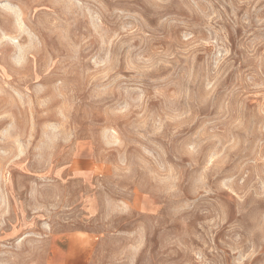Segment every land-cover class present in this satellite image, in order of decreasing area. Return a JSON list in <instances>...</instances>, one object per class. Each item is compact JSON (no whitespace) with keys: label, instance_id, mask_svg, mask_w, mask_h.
I'll use <instances>...</instances> for the list:
<instances>
[{"label":"rangeland","instance_id":"1","mask_svg":"<svg viewBox=\"0 0 264 264\" xmlns=\"http://www.w3.org/2000/svg\"><path fill=\"white\" fill-rule=\"evenodd\" d=\"M12 223L0 264H264V0H0Z\"/></svg>","mask_w":264,"mask_h":264},{"label":"crops","instance_id":"2","mask_svg":"<svg viewBox=\"0 0 264 264\" xmlns=\"http://www.w3.org/2000/svg\"><path fill=\"white\" fill-rule=\"evenodd\" d=\"M11 197L13 199L12 192H11ZM11 206H12L11 212L13 215V208H15L17 204H12ZM15 211L17 212V207L15 208ZM17 232H18V225L14 226L12 223L11 228L9 230H6L5 232H0V243H2V241H6L5 239L7 238H9L13 242V240L17 237L16 236ZM65 243H66V239H64V237H62L60 233H58V235L55 234L53 237L49 238L46 241V244L48 245V249H47L48 257L51 256V253L53 254L54 264H67Z\"/></svg>","mask_w":264,"mask_h":264}]
</instances>
